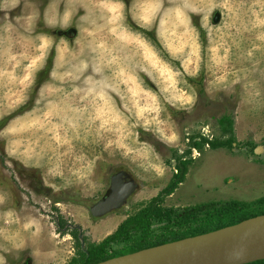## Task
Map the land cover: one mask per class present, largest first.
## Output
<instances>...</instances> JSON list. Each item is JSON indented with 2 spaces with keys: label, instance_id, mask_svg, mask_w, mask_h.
<instances>
[{
  "label": "rangeland",
  "instance_id": "rangeland-1",
  "mask_svg": "<svg viewBox=\"0 0 264 264\" xmlns=\"http://www.w3.org/2000/svg\"><path fill=\"white\" fill-rule=\"evenodd\" d=\"M180 156L161 206L264 198V0H0L3 264L66 263L71 230L98 242ZM117 171L133 193L91 216Z\"/></svg>",
  "mask_w": 264,
  "mask_h": 264
},
{
  "label": "trees",
  "instance_id": "trees-1",
  "mask_svg": "<svg viewBox=\"0 0 264 264\" xmlns=\"http://www.w3.org/2000/svg\"><path fill=\"white\" fill-rule=\"evenodd\" d=\"M147 34L150 35L149 32ZM218 120L220 124H226V128L223 130H228V136L219 140L203 139V143L208 144L212 149L223 145L231 146V143L234 142L231 120L227 117H221ZM191 143V147L194 149H199L201 145L199 141L195 140ZM176 160L175 172L166 185L150 197L145 205L122 219L115 229L100 241H85L83 236L78 237L77 230H71L69 235L74 239V253L65 264H95L149 246L214 230L264 213L246 214L250 204L263 205L264 198H258L251 202L233 199L209 201L180 209L161 206L163 197L172 193L183 181L187 165L191 161L181 158V156ZM153 225H156V228ZM245 264H264V259Z\"/></svg>",
  "mask_w": 264,
  "mask_h": 264
},
{
  "label": "water",
  "instance_id": "water-1",
  "mask_svg": "<svg viewBox=\"0 0 264 264\" xmlns=\"http://www.w3.org/2000/svg\"><path fill=\"white\" fill-rule=\"evenodd\" d=\"M135 185L124 171L113 173L109 177L108 192L88 207L89 214L98 217L121 207ZM136 252L143 255L134 264H245L264 259V213L131 253Z\"/></svg>",
  "mask_w": 264,
  "mask_h": 264
},
{
  "label": "bare ground",
  "instance_id": "bare-ground-1",
  "mask_svg": "<svg viewBox=\"0 0 264 264\" xmlns=\"http://www.w3.org/2000/svg\"><path fill=\"white\" fill-rule=\"evenodd\" d=\"M142 255V252H136L111 258L97 264H134L142 258Z\"/></svg>",
  "mask_w": 264,
  "mask_h": 264
},
{
  "label": "crops",
  "instance_id": "crops-1",
  "mask_svg": "<svg viewBox=\"0 0 264 264\" xmlns=\"http://www.w3.org/2000/svg\"><path fill=\"white\" fill-rule=\"evenodd\" d=\"M171 194V193H170ZM170 194L168 195V196H170ZM116 225V224H115ZM115 225H113V227H112V229L110 230V231H108L107 233H105L103 236H102V238L104 237V236H106L107 234H109V233H111L114 229H115ZM101 238V239H102ZM100 239V240H101ZM99 240V241H100ZM59 257H60V255H58V254H55V255H53V256H51V257H49L48 259H47V262H48V264H59ZM3 256H2V254H0V264H3ZM46 262H44L43 261V263L42 264H45ZM65 264V263H64Z\"/></svg>",
  "mask_w": 264,
  "mask_h": 264
},
{
  "label": "flooded vegetation",
  "instance_id": "flooded-vegetation-1",
  "mask_svg": "<svg viewBox=\"0 0 264 264\" xmlns=\"http://www.w3.org/2000/svg\"><path fill=\"white\" fill-rule=\"evenodd\" d=\"M260 150V148L258 149V151ZM25 264V263H24Z\"/></svg>",
  "mask_w": 264,
  "mask_h": 264
}]
</instances>
